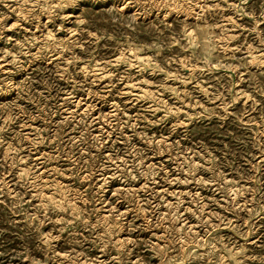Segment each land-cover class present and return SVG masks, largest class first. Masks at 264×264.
<instances>
[{
	"label": "rangeland",
	"instance_id": "1",
	"mask_svg": "<svg viewBox=\"0 0 264 264\" xmlns=\"http://www.w3.org/2000/svg\"><path fill=\"white\" fill-rule=\"evenodd\" d=\"M0 264H264V0H0Z\"/></svg>",
	"mask_w": 264,
	"mask_h": 264
}]
</instances>
